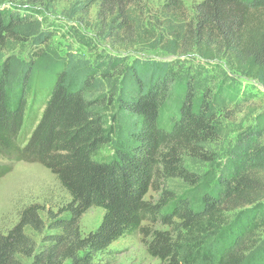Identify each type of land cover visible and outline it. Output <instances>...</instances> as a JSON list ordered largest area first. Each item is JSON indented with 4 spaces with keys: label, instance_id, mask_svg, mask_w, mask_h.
Instances as JSON below:
<instances>
[{
    "label": "trees",
    "instance_id": "trees-1",
    "mask_svg": "<svg viewBox=\"0 0 264 264\" xmlns=\"http://www.w3.org/2000/svg\"><path fill=\"white\" fill-rule=\"evenodd\" d=\"M94 4L87 25L119 49L194 53L230 83L237 75L264 86V0H199L192 14L183 0H166L153 26L144 25L137 0H85L79 10ZM11 8L0 7V156L41 164L69 201L58 214L49 213L47 227L55 232L44 235L40 247L25 228L42 233L46 223L34 205L24 209L0 231V264H110V246L141 230L144 221L167 227L147 233L148 254L163 264H264L260 102L237 98L233 85L208 90L200 70L211 69L199 65L173 97V76L149 73L121 57L99 76L80 77L40 20ZM240 113L243 123H254L252 129L237 125L246 151L238 143L218 170L215 149L230 133L226 122ZM108 144L112 157L98 159ZM9 167L0 164V178ZM160 180H180L186 188L181 193ZM152 190L161 191L155 203L146 198ZM91 207L101 208L102 218L83 235L79 221Z\"/></svg>",
    "mask_w": 264,
    "mask_h": 264
},
{
    "label": "rangeland",
    "instance_id": "rangeland-1",
    "mask_svg": "<svg viewBox=\"0 0 264 264\" xmlns=\"http://www.w3.org/2000/svg\"><path fill=\"white\" fill-rule=\"evenodd\" d=\"M84 1L44 0L41 4L24 2V5L18 6L10 0H0V7L6 6L11 10H13L11 6L22 7L30 11L33 17L40 20L42 29L50 37L53 47L61 55L68 57L72 70L80 77L87 73H95L99 76L98 73L108 67L110 61L121 57L123 63H134L142 66L141 68L149 73L173 76L176 79L171 94L173 97L174 93L177 94L182 91L184 87L182 82L195 71V67L199 65L210 68V66L204 65L194 53L190 56H175L160 49L149 50L140 47H132L129 50L119 49L109 38L99 35L96 30L87 25L88 22L91 24L90 21L94 20L97 5H92L87 11L86 9L80 11L79 5L83 4ZM165 1L137 0V9L142 11L144 25L158 24L160 20L159 7ZM183 2L189 14H192L199 0H183ZM14 53L19 54L23 59H27L26 52L19 53L15 50ZM8 54L11 52H4L3 57ZM219 64V68L224 70L227 75H233L224 63ZM200 73L202 77L207 78L208 90L215 91L220 84L233 85V91H236L237 98L245 96L252 102H260L264 108V86L259 82L234 75V80L230 83L221 78L214 69H211L209 73L200 70ZM45 96L46 93L43 92L41 99H44ZM243 115V113L238 114L237 120L232 123L226 122L230 125L228 127L230 133L224 144H218L215 149L216 159L213 165H216L218 170L224 164L227 165L226 154L235 150L238 143L241 142L242 135L240 130L237 131V125L239 122L243 123ZM242 126L244 129H252L254 123L251 118H248ZM245 145H241L243 147L242 152L246 151ZM112 147V144L103 146L98 153V159H110L113 155ZM229 161L228 164H230ZM0 164L10 166L7 174L0 178V231L4 232L10 229L18 221L20 213L27 207L34 205L38 215L46 223V228L42 233H38L26 227L25 233L40 247L44 244V235L55 232L47 227L49 213L58 214L61 207L69 201V197L61 189L55 176L37 162L8 161L0 156ZM164 182V180H160L159 184L164 185ZM165 184H171L174 188L180 189L181 193L186 188V185H182L180 180H174L168 184L165 182ZM160 193V190H152L146 198L155 203ZM102 214V209L98 207H91L86 210L79 221L81 233L85 235L96 229ZM60 216L66 217L68 214L63 212ZM142 227L139 231L121 237L110 246L109 257L107 258L110 264H163L148 254L146 244L149 236L147 233L167 227L154 221H144Z\"/></svg>",
    "mask_w": 264,
    "mask_h": 264
}]
</instances>
